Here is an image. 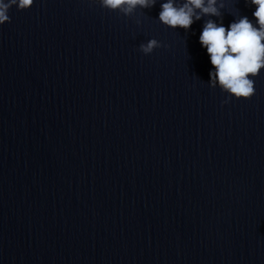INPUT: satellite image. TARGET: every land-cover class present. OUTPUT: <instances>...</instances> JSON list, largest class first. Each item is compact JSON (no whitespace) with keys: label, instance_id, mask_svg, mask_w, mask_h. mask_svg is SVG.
<instances>
[{"label":"clouds","instance_id":"obj_1","mask_svg":"<svg viewBox=\"0 0 264 264\" xmlns=\"http://www.w3.org/2000/svg\"><path fill=\"white\" fill-rule=\"evenodd\" d=\"M34 0H0V25L10 22L8 11L16 6L26 10ZM246 4L255 6L252 13L255 23L247 16H240L226 28L222 19L217 23L207 20L199 36L200 44L206 48L215 71L210 72L211 87L217 84L222 91L237 99H250L255 92L254 79L264 69V0H245ZM156 0H100V5L111 11H119L131 17L137 8L145 9L155 6ZM220 4V8H223ZM159 21L173 29L189 30L195 20L202 15L221 17L217 0H184L177 5L176 0H166L160 4ZM161 47L156 39L142 43L139 50L145 55Z\"/></svg>","mask_w":264,"mask_h":264}]
</instances>
